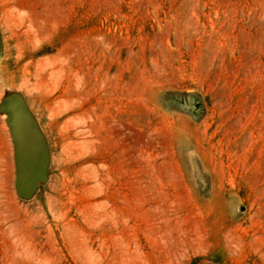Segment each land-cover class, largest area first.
<instances>
[{"label":"rangeland","instance_id":"rangeland-1","mask_svg":"<svg viewBox=\"0 0 264 264\" xmlns=\"http://www.w3.org/2000/svg\"><path fill=\"white\" fill-rule=\"evenodd\" d=\"M0 264H264V0H0Z\"/></svg>","mask_w":264,"mask_h":264}]
</instances>
